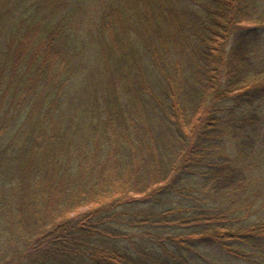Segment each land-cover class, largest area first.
<instances>
[{
	"label": "trees",
	"instance_id": "1",
	"mask_svg": "<svg viewBox=\"0 0 264 264\" xmlns=\"http://www.w3.org/2000/svg\"><path fill=\"white\" fill-rule=\"evenodd\" d=\"M0 264H264V0H0Z\"/></svg>",
	"mask_w": 264,
	"mask_h": 264
}]
</instances>
